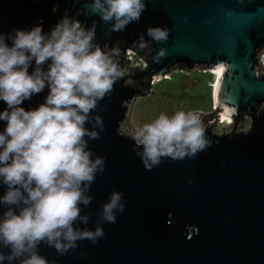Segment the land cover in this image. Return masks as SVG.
I'll return each instance as SVG.
<instances>
[{
  "label": "water",
  "instance_id": "1",
  "mask_svg": "<svg viewBox=\"0 0 264 264\" xmlns=\"http://www.w3.org/2000/svg\"><path fill=\"white\" fill-rule=\"evenodd\" d=\"M142 2L146 8L140 19L114 32L110 22L84 7L92 0H0V34L37 24L47 34L66 17L85 31L94 29L93 43L106 53L124 40L132 42L133 51L149 56L146 69L130 73L129 58L113 55L123 77L91 113L101 117L104 128L96 129L99 139L86 137L87 147L93 158H105V165L87 193L91 203L80 205L88 223L77 221L74 226L94 230L99 223L104 236L96 243L78 240L64 254L41 243L39 252L50 264H264V0ZM149 27L166 30L167 39L153 40ZM141 36L146 47L140 45ZM161 49L165 55L157 62ZM219 65L226 70L217 102L215 88L212 94L216 108L195 112L200 119L208 116L201 123L209 146L182 160L163 157L146 169L137 155L136 135L123 128L131 103L148 94L136 81L151 77V89L153 80L177 67ZM47 93L46 87L21 106L37 107ZM5 108L0 101V111ZM224 118L230 125L217 127ZM5 124L0 121V131ZM85 126L93 128L91 123ZM5 190L0 183V196ZM113 191L122 193L125 206L116 212L114 224L101 216ZM4 210L0 205V215Z\"/></svg>",
  "mask_w": 264,
  "mask_h": 264
},
{
  "label": "clouds",
  "instance_id": "2",
  "mask_svg": "<svg viewBox=\"0 0 264 264\" xmlns=\"http://www.w3.org/2000/svg\"><path fill=\"white\" fill-rule=\"evenodd\" d=\"M84 7L118 32L138 21L146 5L142 0H92ZM147 34L157 42L168 36L159 27H149ZM94 37V29L85 31L66 17L47 34L42 24L0 34V101L6 104L0 111V121L6 122L0 131V183L6 189L0 196L5 209L0 215V262L50 264L39 252L41 243L64 254L78 240L96 243L104 236L99 223L94 230L74 226L88 223L80 205L91 203L87 193L105 165V158H93L87 147L86 137L99 139L96 129L104 128L101 117L91 113L123 77L112 59L118 50L106 53L93 43ZM140 45L147 46L143 36ZM164 55L161 49L157 62ZM46 87L37 107L21 106ZM135 140L137 155L149 170L163 157L182 160L209 146L199 115L183 111L161 114L139 128ZM121 201L122 193L110 194L102 206L103 222L116 223V212L125 207Z\"/></svg>",
  "mask_w": 264,
  "mask_h": 264
},
{
  "label": "rangeland",
  "instance_id": "3",
  "mask_svg": "<svg viewBox=\"0 0 264 264\" xmlns=\"http://www.w3.org/2000/svg\"><path fill=\"white\" fill-rule=\"evenodd\" d=\"M205 69L207 70L208 68ZM199 70L200 68L197 67L189 76L178 73L175 75L172 74L170 79L159 80L155 83L151 82L153 85L152 91L154 92H151L152 94L149 97L137 96L134 99L130 105L129 115L123 128L130 130L136 135L137 130L145 124L152 123L161 114L172 116L174 110L176 111L178 108L186 109L184 110L185 113L201 111L211 113L216 108V104L213 101L212 109H210L211 89L208 87V82L212 80V76L209 73H202V70L199 72ZM214 70L210 69L207 71L215 74L213 72ZM215 78L217 79V74H215ZM197 85H200V92L195 88ZM213 85L212 94L214 91ZM164 91L173 95V97ZM225 125V123H220L219 127Z\"/></svg>",
  "mask_w": 264,
  "mask_h": 264
},
{
  "label": "built area",
  "instance_id": "4",
  "mask_svg": "<svg viewBox=\"0 0 264 264\" xmlns=\"http://www.w3.org/2000/svg\"><path fill=\"white\" fill-rule=\"evenodd\" d=\"M77 23V22H74ZM126 41L124 40H120V42L115 46V50H118V56H122V57H126L129 58L128 63H127V67H132L130 70L131 72H138L141 70H144L148 67L149 62L148 59L144 58V55L142 52H139L137 50L133 51L132 46H126ZM200 68V67H199ZM182 68H175L174 70H179L180 72L183 71L181 70ZM202 69L203 72L210 70L209 68L206 70L205 68H200ZM172 70L168 75L164 76V78H159V79H155L152 81V83H155L159 80L165 79L167 77H169L171 75V73L174 71ZM153 89V85L151 84V89L150 92ZM200 113H210V112H205V111H201ZM226 124L225 126L230 125V120L229 119H222L220 121H218L217 123V127H219V124Z\"/></svg>",
  "mask_w": 264,
  "mask_h": 264
},
{
  "label": "trees",
  "instance_id": "5",
  "mask_svg": "<svg viewBox=\"0 0 264 264\" xmlns=\"http://www.w3.org/2000/svg\"><path fill=\"white\" fill-rule=\"evenodd\" d=\"M74 20V19H73ZM73 22V21H72ZM82 28V27H81ZM126 46H132V42H129V43H127L126 44ZM143 54H145L146 55V57H147V59L149 60V56L145 53V52H142ZM200 72V71H199ZM202 72V71H201ZM139 73V72H138ZM178 73H181V72H178ZM178 73H172L173 75H175V74H178ZM202 73H209V74H211V76H212V80L211 81H209L208 82V87L211 89L210 90V104H211V108L210 109H212V104H213V99H212V85L214 84V81L216 80V78H215V74H213V73H211V72H209V71H205V72H202ZM185 76H187V75H185ZM172 77V75H170V77L169 78H165V79H162L161 81H163V80H167V79H170ZM150 81H151V77H149V79L146 81V84H143L142 82H141V80H137L136 81V83H137V85H138V87H142L141 86V83H142V85L144 86V88L146 89V90H148V94H145V95H143L142 97H146V96H148L149 97V90H150V88H149V83H150ZM178 84V83H177ZM198 87V86H197ZM198 90H199V92H200V87H198ZM165 93H167L166 91H164ZM152 94V93H151ZM151 94H150V96H151ZM168 95H171V94H169V93H167ZM172 97H173V95H171ZM197 108H200V107H197ZM201 109V108H200ZM184 110H186V109H181V108H178L176 111L174 110V112H173V114L172 115H174L176 112H178V111H183L184 112ZM161 112V111H160Z\"/></svg>",
  "mask_w": 264,
  "mask_h": 264
},
{
  "label": "flooded vegetation",
  "instance_id": "6",
  "mask_svg": "<svg viewBox=\"0 0 264 264\" xmlns=\"http://www.w3.org/2000/svg\"><path fill=\"white\" fill-rule=\"evenodd\" d=\"M195 68H197V67H195ZM195 68L194 69H192V70H187V69H185V68H182L181 70H183V71H181V73L182 74H184V75H191L192 73H193V71L195 70ZM200 70H202V69H200ZM199 70V71H200ZM178 72H180L179 70H174L172 73H178ZM203 72V71H202ZM172 73H171V75H172ZM170 77V76H169ZM169 77H167V78H169ZM185 78H187V77H185ZM149 79V76H145V77H142L141 79H139V80H141V82L143 83V84H146V81ZM182 80V79H181ZM199 80V79H198ZM141 83V84H142ZM198 87L200 86V85H197ZM195 87L197 90H198V87ZM151 87V86H150ZM213 87H214V85H213ZM151 94V92H150V90H149V95ZM194 97H196V95H194ZM212 99H213V95H212ZM213 101H214V99H213ZM188 108H190V107H188ZM200 111V110H199ZM196 113H198V112H196ZM200 115V114H199ZM207 118H208V116L207 117H205V118H202V119H200V121L201 122H203L204 123V125L206 124V122H207ZM224 119H227V118H224Z\"/></svg>",
  "mask_w": 264,
  "mask_h": 264
},
{
  "label": "bare ground",
  "instance_id": "7",
  "mask_svg": "<svg viewBox=\"0 0 264 264\" xmlns=\"http://www.w3.org/2000/svg\"><path fill=\"white\" fill-rule=\"evenodd\" d=\"M215 70L213 71L214 73H217V79L214 81V88H215V99L217 100V94H218V89H219V83L221 77L224 75V71L226 70L225 66L219 65L214 68ZM229 119V118H227Z\"/></svg>",
  "mask_w": 264,
  "mask_h": 264
}]
</instances>
